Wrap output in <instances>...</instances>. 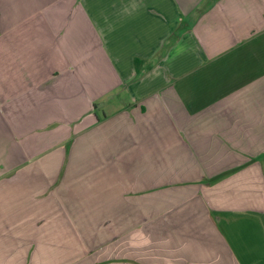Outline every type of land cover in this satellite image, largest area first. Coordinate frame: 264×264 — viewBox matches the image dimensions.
I'll return each mask as SVG.
<instances>
[{"label":"crops","instance_id":"crops-1","mask_svg":"<svg viewBox=\"0 0 264 264\" xmlns=\"http://www.w3.org/2000/svg\"><path fill=\"white\" fill-rule=\"evenodd\" d=\"M118 91L127 103L98 115ZM89 138L102 165L139 148L172 165L150 188L131 181L117 258L264 264V0H0V264H58L42 237L56 221L22 226L13 190L42 213L52 180L36 167Z\"/></svg>","mask_w":264,"mask_h":264},{"label":"rangeland","instance_id":"rangeland-1","mask_svg":"<svg viewBox=\"0 0 264 264\" xmlns=\"http://www.w3.org/2000/svg\"><path fill=\"white\" fill-rule=\"evenodd\" d=\"M87 72L92 77L96 70L91 67ZM56 87L58 97L65 94L71 95V89L77 93V87L71 85ZM67 91L68 93H66ZM127 99L128 95L124 91L107 94L103 100L95 102L96 113L101 116L102 110L110 111L112 110L111 105L125 104ZM100 106H102L101 109ZM65 144L60 145V155H57V160H53L51 165L41 162V169L36 167L34 171L48 175L53 181H49L52 192L46 195L47 198H44L48 202L44 201L47 207L43 206L42 213L38 214L34 210L33 200L30 199L32 192L30 189L21 187V191L13 190V193L16 192L18 202L21 203L22 199L25 200L26 210L24 214H21L25 217L22 226L29 225L37 218H47L46 223L56 221V225L52 224L54 227L56 226V230H52V236H49L51 233L45 230L42 237H52L51 243L57 241L58 245L50 246L44 250L43 256L48 257L51 254L53 257L56 252L58 264H115L119 261L130 264L129 258L116 257V246L113 245V239L120 237L121 234L131 233L132 224H134L128 218L121 224L117 222L119 217L124 216L123 212L126 211L125 206L129 205L130 198L137 196L136 192H132L133 183L131 181L136 178L139 181H147L149 183H143V185L150 188L152 182L162 180V174L172 165L162 166L160 160H154L153 164L146 162L143 160L149 159L145 158L146 150L139 148L136 151L138 159L130 160L131 164H127L132 167L133 171L130 177L128 166L113 167L100 164L101 161L98 160L97 154L101 155L105 146L100 144L98 139H86L83 144H76L72 149H69V146ZM65 146H67L65 153L67 150L68 153L62 155L61 151ZM106 148L109 153H112L113 142L111 141ZM63 156H66L65 162L62 160ZM33 168L31 167L30 170ZM197 169L200 170V167L198 166ZM57 176L58 179L54 181ZM139 184L142 185V183ZM41 192V195L45 194V191L41 190ZM29 232L28 230L27 234ZM41 248L44 249V247ZM119 249L120 244L118 243L117 250ZM87 252L90 255H95L94 258L88 259Z\"/></svg>","mask_w":264,"mask_h":264},{"label":"trees","instance_id":"trees-1","mask_svg":"<svg viewBox=\"0 0 264 264\" xmlns=\"http://www.w3.org/2000/svg\"><path fill=\"white\" fill-rule=\"evenodd\" d=\"M134 62H135V65H136V63L138 62V59L135 58V59H134Z\"/></svg>","mask_w":264,"mask_h":264}]
</instances>
